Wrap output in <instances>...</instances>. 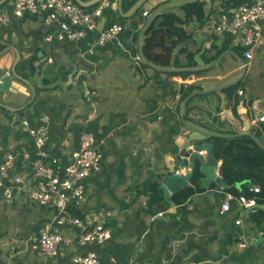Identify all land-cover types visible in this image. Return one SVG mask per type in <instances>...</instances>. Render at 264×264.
Wrapping results in <instances>:
<instances>
[{"label":"crops","instance_id":"obj_1","mask_svg":"<svg viewBox=\"0 0 264 264\" xmlns=\"http://www.w3.org/2000/svg\"><path fill=\"white\" fill-rule=\"evenodd\" d=\"M136 1L108 0L120 3L124 15L116 6H107L99 23L118 22L124 28L117 39L96 45L101 26L78 39H59L56 22L45 24L40 15L29 13L17 17L12 0H0V11L10 14L9 23L0 26V81L6 72L12 75L7 91H0V162L12 154L10 175L23 179L22 186L14 185L11 177L0 175V264H72L74 255L88 251L96 252L97 264H264V230L250 219L253 210L232 201L229 212L222 214L226 192L214 181L208 185L203 178L197 184L190 180L186 186L193 191L181 203L171 192L169 204L160 187L190 132L180 120L183 98L193 89L233 78L240 64L233 61L235 68L217 76L221 67L232 64L227 55L217 65L184 78L144 63L140 53L161 65L142 50L148 25L162 14L183 19L184 11L182 3L166 4L172 0H144L130 13ZM220 6L219 0H205L202 23L194 17L183 23L170 17L154 28V39L162 38L163 47H168L178 37H170V31L181 29L188 37L177 43L172 59L184 63L187 52L194 57L201 52L207 64L205 58L225 44L223 35L213 29ZM163 47L147 53L167 60V53L161 54ZM189 84L197 87L186 90ZM263 114L264 22L262 40L242 81L219 92L193 95L186 103L185 119L219 133L248 128L263 143V121H258ZM41 126L50 156L62 163L78 150L83 129L95 137L102 153L99 170L85 177V200L71 212L87 228L95 214L109 212L111 236L103 244H79L75 234L81 228L66 225L62 230L72 237L70 244L60 245L51 256L33 248L39 232L54 226L55 215L53 207L25 195L37 180L32 162L38 148L29 130ZM220 164L218 160V168ZM5 186L13 189L11 198L4 196ZM237 219L243 227L234 224ZM242 228L261 235L254 244L240 248Z\"/></svg>","mask_w":264,"mask_h":264},{"label":"built area","instance_id":"obj_2","mask_svg":"<svg viewBox=\"0 0 264 264\" xmlns=\"http://www.w3.org/2000/svg\"><path fill=\"white\" fill-rule=\"evenodd\" d=\"M12 2L15 16L21 17L24 13L40 15L45 24L57 23L59 39L70 40L84 37L88 32L97 30L102 11L109 3L108 0H100L97 7L87 10L73 0H12ZM9 21L10 14L0 11V26ZM263 22L264 0H245L236 5L220 6L217 19L213 22V29L218 34H227L232 38L233 45L242 49V57L247 65L253 58V50L262 40ZM123 28V25L118 22L102 25L95 44L104 45L117 39ZM86 94L89 92L86 91ZM238 94H243V90L239 89ZM258 121L264 122V114L259 117ZM29 132L38 148L37 157L32 162V170L37 180L32 188L25 189V195L29 200L40 205L53 207L55 212L54 226L46 227L39 232L38 236L33 239V248L40 249L47 256H51L57 252L60 245L70 244L72 237L62 230L66 225H77L81 228L75 234L79 244H103L111 236V230L106 222L109 212L95 214L93 224L89 228L71 212L79 208L85 200V177L99 170L102 153L95 137L83 129L79 138L78 150L68 161L62 163L57 157H51L45 147L47 137L44 126L37 129L31 128ZM13 159L12 154H6L5 159L0 162V175L3 178L11 177L14 185L22 186L21 175H10L9 167ZM2 186L0 180V187ZM249 190L258 193L260 186L252 185ZM12 192L11 186L3 187V194L6 198H11ZM232 201H236L246 209L256 204L255 198L248 199L244 195L235 196L226 192L220 205L222 214L229 212ZM234 224L243 227L239 219L235 220ZM258 235L261 233L242 228L238 233L237 246L244 248L251 243L254 244ZM97 263L98 255L94 251L76 254L72 257V264Z\"/></svg>","mask_w":264,"mask_h":264},{"label":"trees","instance_id":"obj_3","mask_svg":"<svg viewBox=\"0 0 264 264\" xmlns=\"http://www.w3.org/2000/svg\"><path fill=\"white\" fill-rule=\"evenodd\" d=\"M87 1V0H82ZM213 1V0H211ZM245 0H221L220 5L223 7L229 5H236ZM99 5L96 4L92 7H83L87 10H91ZM205 0H196L191 2L182 3L179 6L184 11L183 19L175 14H162L157 15L153 21L148 25L145 30L146 37L143 44V52L146 57L162 66H174V67H192L196 66V61L194 59L193 52L186 53V62H177L172 59V50L176 47L177 43L184 41L188 36L181 29H173L170 31V37L174 34L178 36L176 40L172 41L173 44L168 47H163L164 42L162 38L154 39L153 32L156 26L162 25L170 17L173 18L174 22L183 23L190 18H195L198 22L202 23L204 21ZM107 7V6H106ZM225 44L217 49L215 53L205 58L207 62H210L217 58L224 50L233 49L238 52V46L231 45V37L227 34L223 35ZM154 42V43H153ZM156 47H163L161 54H166L168 56L167 60H157L158 55L151 56L147 53L148 49H153ZM213 48V47H212ZM241 49V48H240ZM185 50V49H184ZM182 52V50L180 51ZM239 53V52H238ZM240 55H242L240 53ZM186 78L191 72H178L174 73ZM196 85L189 84L186 86V90H192ZM235 87V86H234ZM186 94L183 93L182 97ZM262 128L264 130V122L262 123ZM214 143V155L217 160H221L219 167L220 176L225 180L229 188L224 190L225 192H230L235 196L244 195L248 199L255 198V202L258 204H264V149L260 145L248 136H234V137H210L209 138ZM191 181L197 184L200 181V176L195 171L192 175ZM243 182L240 189L235 187L236 183ZM252 185H259L260 191L254 193L249 190ZM155 188H157L155 186ZM193 189L189 186H185L173 193L172 198L177 203L185 201L188 196L192 193ZM250 219L256 223L260 230H264V209H254L249 213Z\"/></svg>","mask_w":264,"mask_h":264},{"label":"water","instance_id":"obj_4","mask_svg":"<svg viewBox=\"0 0 264 264\" xmlns=\"http://www.w3.org/2000/svg\"><path fill=\"white\" fill-rule=\"evenodd\" d=\"M73 1L81 7H92L100 2V0H87V1L73 0ZM118 1L120 2V0ZM143 1L144 0H137L130 8V13L133 12L135 9H137L138 6ZM191 1H196V0H172L166 4L186 3ZM107 6H112L113 8H115L116 6V9H119L120 11V15L121 16L124 15V13H122L121 11L120 3L109 2ZM153 14L150 17H147L145 26L149 23ZM98 26L100 27L101 23H99ZM200 55L201 52L195 55L194 58L198 63V65L192 67H165L161 65H155L148 62L143 57L142 53H140L139 55L140 60H142L144 63L150 65L154 69L160 71H167V72H196L200 70H205L217 65L221 61V59L227 55H233L236 58L237 62L240 64V68H241L240 74L237 75L236 77L210 88L193 89L183 98L182 107L180 111V120L184 124V126L190 130V132L187 133L186 139L179 144V150L175 153L176 161L171 167L169 166L168 174L160 184V187L163 191V195L169 204H171V202L169 201L170 193L175 192L180 188L188 185L195 171H197V173L199 174L200 179L202 180L203 178V181H205L207 184L208 183L210 184L212 181H214L223 190L229 188V185L226 184L222 176L218 175L217 173L219 170L217 165L218 160L214 155V143L209 139L210 137L228 138V137L244 135L255 140L260 145V147L264 149V143H262L256 137L254 132L253 133L249 132L248 128L237 133H219L204 129L202 127H199L197 125H194L186 121L185 119L186 103L190 97H192L195 94H206L214 91L219 92L226 88H232L235 85H238L240 81H242L246 72V64L244 58L242 57V55L237 54L233 50L230 49L224 50L217 58H215L214 60H212L207 64H203ZM9 74L5 73L1 77V81H0L1 92L7 91L8 85L12 78V75ZM239 183L242 184L243 182H239ZM258 208L264 209V204L256 203L255 205H252L249 208H247L246 211L249 212Z\"/></svg>","mask_w":264,"mask_h":264},{"label":"rangeland","instance_id":"obj_5","mask_svg":"<svg viewBox=\"0 0 264 264\" xmlns=\"http://www.w3.org/2000/svg\"><path fill=\"white\" fill-rule=\"evenodd\" d=\"M220 2H221V0H219ZM230 46H234L233 45V43H232V38H231V45ZM238 50V52L239 53H241L242 54V49H240V48H237ZM233 50V49H232ZM233 51H235V50H233ZM236 52V51H235ZM238 52H236L237 54H238ZM229 59L231 60V62H232V64H228L227 66L226 65H224L223 67H221V69H220V71L218 72V74L219 75H217V76H220L221 74H226V73H228V72H230L233 68H235V66H236V63H234V62H236V59H235V57L233 56V55H230V57H229ZM234 61V62H233ZM240 72H241V70L239 71V73H238V71H236L235 72V74H237V75H239L240 74ZM237 75H235L234 77H236ZM190 76V75H189ZM233 77V78H234ZM232 79V78H231ZM213 81H216L215 79L213 80ZM228 81V80H227ZM221 84V83H220ZM236 86V85H235Z\"/></svg>","mask_w":264,"mask_h":264},{"label":"flooded vegetation","instance_id":"obj_6","mask_svg":"<svg viewBox=\"0 0 264 264\" xmlns=\"http://www.w3.org/2000/svg\"><path fill=\"white\" fill-rule=\"evenodd\" d=\"M240 55V53H238Z\"/></svg>","mask_w":264,"mask_h":264}]
</instances>
